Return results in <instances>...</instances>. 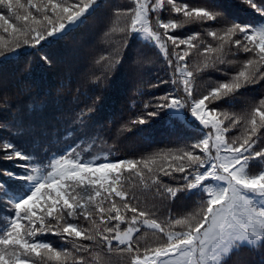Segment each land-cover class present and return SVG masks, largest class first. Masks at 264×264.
<instances>
[{
  "label": "snow or ice",
  "instance_id": "obj_1",
  "mask_svg": "<svg viewBox=\"0 0 264 264\" xmlns=\"http://www.w3.org/2000/svg\"><path fill=\"white\" fill-rule=\"evenodd\" d=\"M242 4L251 18L215 0H130L110 12L119 36L93 57L95 87L126 67L142 98L117 139H146L163 114L183 141L176 148L114 157L117 139L101 135L95 116L100 95L64 114L63 134L34 132L18 103L25 90L0 81V109L12 113L0 122V161L11 165L0 166V264H113L114 254L125 264H252L245 252L264 264V0ZM102 7L0 0V62L37 55L51 68L44 49ZM157 62L169 77L145 80Z\"/></svg>",
  "mask_w": 264,
  "mask_h": 264
},
{
  "label": "trees",
  "instance_id": "obj_2",
  "mask_svg": "<svg viewBox=\"0 0 264 264\" xmlns=\"http://www.w3.org/2000/svg\"><path fill=\"white\" fill-rule=\"evenodd\" d=\"M21 2L26 3V0H21ZM129 2L130 0H102L103 7L90 16L85 24L70 32L63 40L46 47L42 54H48L52 58L51 68L47 65L41 66L37 55H26L20 60H13L10 57L7 62H0V81H7L13 93L19 89L25 90L19 95L18 103L25 121L32 125L34 132H44L53 138L63 134L66 128L64 114L71 108L83 107L84 104L91 102L92 97L100 95L103 100L97 105L95 116L98 125L103 126L101 135L109 138L111 143L113 139H117L122 120L142 107L140 103L142 98L135 94L133 77L126 67L112 74L107 87H95L94 78L91 75L94 72L99 75L102 70L94 63L93 57L98 58L100 54H106V50L111 48L119 36L120 22L114 17L109 19L111 10L123 8ZM193 2H198V0H193ZM215 2L228 15L251 18L242 0H215ZM110 29H115V31H110ZM208 39L211 40V37ZM200 59L202 57L193 55L190 63L194 65ZM165 67L159 62L147 64L144 79L153 82L157 77L167 79L169 73L165 71ZM29 71H31V76ZM41 79L44 83L38 85L36 81ZM207 82V78L198 81L201 88L205 87ZM61 84L64 88L57 91ZM77 86L80 87L78 94L75 92ZM164 87L161 85V89ZM148 90L145 86V91ZM152 91L155 90L152 89ZM257 93L258 89H253L247 93V96L252 97ZM77 96L78 99H74ZM149 98L143 97V99ZM33 106H35V111L32 110ZM11 116L12 113L0 109V122L10 120ZM154 120L155 122L145 129L146 139L136 136L128 139L119 137L117 139L118 150L113 152V156L131 158L144 148L154 151L158 148H176L183 144V141L179 139V133L171 131L170 125L173 121H170L167 116L162 114ZM7 135L8 133L0 128V137ZM0 166L10 167L11 165L0 161ZM2 220L3 214L0 213V222ZM48 238L55 239L50 235ZM148 239L151 242V234ZM244 258L251 260L252 264H260L262 259L258 253L248 252H245ZM112 261L113 264H125V259L118 254L113 255Z\"/></svg>",
  "mask_w": 264,
  "mask_h": 264
}]
</instances>
